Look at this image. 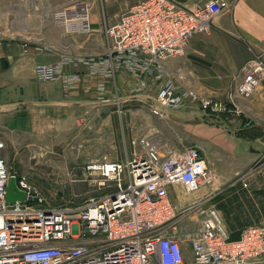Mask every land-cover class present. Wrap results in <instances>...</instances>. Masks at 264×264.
Wrapping results in <instances>:
<instances>
[{
	"label": "built area",
	"instance_id": "built-area-1",
	"mask_svg": "<svg viewBox=\"0 0 264 264\" xmlns=\"http://www.w3.org/2000/svg\"><path fill=\"white\" fill-rule=\"evenodd\" d=\"M231 7L229 0L195 1L190 6L174 0H142L118 21L105 22V53L99 61L87 62H92L93 74L113 78L116 70L126 69L138 76L135 92L147 85L146 77H153L160 85L150 108L154 115L196 106L219 116L228 110L226 103L180 86L155 62L183 55L192 37L210 33L214 20ZM52 17L69 34L93 32L89 1L57 6ZM69 63L67 59L39 63L34 72L43 81L61 80L68 93L81 80L79 72L67 71ZM240 72L236 93L249 97L264 81V55H254ZM106 85L101 81L97 88L105 92ZM230 97L233 100L234 94ZM117 104L122 116L119 100ZM130 143L142 146L144 152L133 150L125 160L105 157L84 167L81 180L100 176L101 186L110 184L107 192L60 207L49 206L46 197L0 157V264H264L262 224L246 226L233 238L219 210L212 207L203 212L196 231L178 230L170 190L174 185L187 192L202 187L209 169L201 148L162 150L161 142L151 136ZM4 146L0 139V148ZM12 177L17 184L14 192L24 191L25 198L8 202Z\"/></svg>",
	"mask_w": 264,
	"mask_h": 264
},
{
	"label": "crops",
	"instance_id": "crops-1",
	"mask_svg": "<svg viewBox=\"0 0 264 264\" xmlns=\"http://www.w3.org/2000/svg\"><path fill=\"white\" fill-rule=\"evenodd\" d=\"M0 1V134H3L5 146H61L60 143H63L65 137L73 134L76 121L87 120L76 138L87 136V133L92 131L89 130L91 125L88 120L102 118L104 116L102 108L109 103L117 104L118 100L120 103H132L137 100L154 99L149 95L124 94L125 91L132 92L140 83V78L126 69L116 70L112 79L103 73L93 74L92 62H87L91 59L97 62L105 53L106 38L101 19L114 23L130 7L142 0H86L92 6L93 32L89 35L69 34L57 26L52 17L53 8L78 0ZM174 1L190 6L195 1L209 0ZM229 1L232 3V22L227 26L224 23L223 26H226L230 33L233 31L232 34L237 38L242 37L247 49L228 45L222 48V54L217 53L221 56L214 54L211 58H205L203 57L205 53L199 45L202 37L196 35L185 55L164 61V67H167L168 72L176 78L180 86H193L200 93L218 100L224 99L228 90L225 82L226 73L223 71L236 73L246 60L256 54L264 55V0ZM61 59L69 60L67 71L81 74L77 86L68 93L63 90L61 80L43 81L37 78L34 72L35 65L39 63L53 64ZM146 79L147 86H151L154 80L149 77ZM101 81H107L102 97L96 94L99 91L97 85ZM112 85L117 87L118 95L109 97L108 90ZM253 94L254 98L248 102L249 106L254 109L258 107L260 110L263 108L264 111V81ZM111 113H117V109ZM187 114L190 115V112ZM132 123L131 127H134ZM180 125L184 127V124ZM200 126L203 130L204 123H197L198 143L200 135L204 136L203 131L200 134L198 130ZM262 128L261 124H254L248 126L246 130L258 131ZM153 129L149 126L148 133ZM101 130L96 129L99 131L98 136L102 134ZM131 133L133 137L130 138V142L137 131L132 128ZM214 138L209 142L203 139V142L209 143L210 146L204 149L209 170L213 167L219 170L217 167L219 159L226 163L238 160L243 162L246 154L245 150L241 151L244 147H247V165H250L258 156L255 149L264 145L263 139L262 141L258 139L255 132L247 135V141L243 137L236 140L224 138L228 143L224 148H217ZM130 142L128 144L123 140V146H131ZM75 146H87V143L82 142ZM254 210L261 214L264 205L260 203ZM220 212L224 213L223 210ZM247 214H251L249 209ZM233 224L227 223V228L232 237L237 238L240 236L238 231L244 224L235 222ZM247 224H251V219L247 220Z\"/></svg>",
	"mask_w": 264,
	"mask_h": 264
},
{
	"label": "rangeland",
	"instance_id": "rangeland-1",
	"mask_svg": "<svg viewBox=\"0 0 264 264\" xmlns=\"http://www.w3.org/2000/svg\"><path fill=\"white\" fill-rule=\"evenodd\" d=\"M231 19V9H229L216 18V27H213L210 33L196 34L202 37L199 45L202 52L205 53L203 57L211 58L214 54L221 56L217 53L222 54V48L228 45L247 47L242 37L237 38L232 34L233 31L230 33L226 28L228 23L231 24ZM105 22L108 21L101 19L100 23L103 28ZM224 23L226 26H223ZM188 47L183 55L188 51ZM173 58L176 57L159 60L158 63L155 62V65L162 66L164 70L168 71L167 67H164V61ZM240 70L241 67L236 73L223 71L226 73L225 82L228 90L225 93L227 94L225 98L219 101L226 103L228 110L220 114V117L203 113L196 106L169 108L165 110L163 117L154 115L150 108L156 102V93L160 85L153 77H149L154 80L151 86L145 85L141 90L135 92L132 89V92L126 93L125 91L124 94L149 95L154 99H145L149 100L147 102L141 100L132 103L121 102L119 105L123 110L122 116L118 112L111 113L117 109L118 104L109 103L108 106L103 107L105 110L102 108L104 112L102 118L96 117L88 120L91 125L89 130L92 131L87 133L84 138L83 136L76 138L80 128L84 126L83 123L87 122V120H80L76 121L73 134L66 136L63 143H60L65 146H4L0 148V157L7 160L13 173L20 177H26L28 182L46 197L49 206L60 207L81 203L91 195H101L109 190L108 182L104 186L98 183L101 179L100 176L91 175L86 180H81L87 163L101 161L105 157L110 160H125L133 150L144 152L142 146H123V140L129 144L130 138L133 137L132 128L137 131L134 138L151 136L161 142L162 150L197 146L204 153V149L210 147L207 142L211 138L215 137L217 148H224L228 146L227 140L224 138L236 140L243 137L247 141V135H251L253 132L256 133L258 139H263L264 142L263 108L260 110L258 107L254 109L249 106L248 102L254 98V94L246 97L236 93L237 84L242 78ZM171 78L177 83L175 77L171 76ZM189 87L196 89L193 86ZM117 90V87L112 85L108 90V96L118 95ZM96 94L102 97L104 92L97 91ZM231 94H234L233 100H231ZM128 108L130 110H127ZM187 112H190V115H186ZM201 122L204 123L203 130L201 126L198 127V130H200V134L203 131L204 136L200 135L198 143L196 142L197 123ZM131 123L134 127H131ZM181 123L182 126L184 124V127H181ZM254 124H261L263 128L258 131L255 129L246 130L248 126ZM149 126L154 128L149 132L150 134L147 131ZM96 129H102V134L99 135L101 139H99V131ZM0 136V139L3 140V134ZM204 138L207 142H203ZM82 142L87 143V146H75ZM244 150L246 157L243 162L238 160V162L226 163L219 159L217 166L219 170H216L215 167L210 169L202 187L198 190L187 192L180 185H174L171 188L170 197L177 208L175 222L180 232L192 233L196 231L201 225L203 212L212 207L217 208L219 212L223 210L224 213L220 212V214L223 216L224 222L244 224L242 229L251 224L264 225V210L261 214L254 210L258 204L264 205V145L255 149L258 156L254 160L255 162L250 165H247V147H244L241 152ZM248 209L251 214H247ZM249 219H251V224H247ZM227 223H225L226 226ZM242 229L238 233L241 234Z\"/></svg>",
	"mask_w": 264,
	"mask_h": 264
},
{
	"label": "water",
	"instance_id": "water-1",
	"mask_svg": "<svg viewBox=\"0 0 264 264\" xmlns=\"http://www.w3.org/2000/svg\"><path fill=\"white\" fill-rule=\"evenodd\" d=\"M15 189H17V184L15 177H12L6 194V200L8 202H14L16 200H22L25 198L24 191L18 190L17 192H14Z\"/></svg>",
	"mask_w": 264,
	"mask_h": 264
},
{
	"label": "bare ground",
	"instance_id": "bare-ground-1",
	"mask_svg": "<svg viewBox=\"0 0 264 264\" xmlns=\"http://www.w3.org/2000/svg\"><path fill=\"white\" fill-rule=\"evenodd\" d=\"M191 196V195H190Z\"/></svg>",
	"mask_w": 264,
	"mask_h": 264
}]
</instances>
